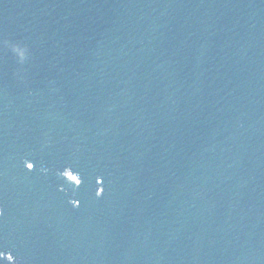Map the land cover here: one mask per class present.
<instances>
[{"label":"water","instance_id":"water-1","mask_svg":"<svg viewBox=\"0 0 264 264\" xmlns=\"http://www.w3.org/2000/svg\"><path fill=\"white\" fill-rule=\"evenodd\" d=\"M0 32V264H264V0H0Z\"/></svg>","mask_w":264,"mask_h":264},{"label":"snow or ice","instance_id":"snow-or-ice-1","mask_svg":"<svg viewBox=\"0 0 264 264\" xmlns=\"http://www.w3.org/2000/svg\"><path fill=\"white\" fill-rule=\"evenodd\" d=\"M8 43H9V40L7 36L4 33L0 32V48H3ZM28 167L31 168L32 165H28Z\"/></svg>","mask_w":264,"mask_h":264}]
</instances>
